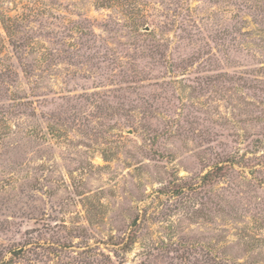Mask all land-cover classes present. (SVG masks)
Wrapping results in <instances>:
<instances>
[{
  "label": "rangeland",
  "instance_id": "1",
  "mask_svg": "<svg viewBox=\"0 0 264 264\" xmlns=\"http://www.w3.org/2000/svg\"><path fill=\"white\" fill-rule=\"evenodd\" d=\"M0 264H264V0H0Z\"/></svg>",
  "mask_w": 264,
  "mask_h": 264
}]
</instances>
